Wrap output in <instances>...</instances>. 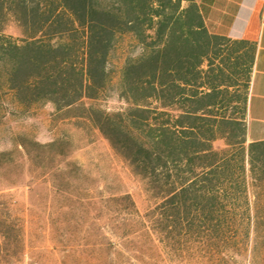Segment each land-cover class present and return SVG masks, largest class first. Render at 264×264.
Listing matches in <instances>:
<instances>
[{
  "label": "trees",
  "instance_id": "1",
  "mask_svg": "<svg viewBox=\"0 0 264 264\" xmlns=\"http://www.w3.org/2000/svg\"><path fill=\"white\" fill-rule=\"evenodd\" d=\"M11 24L20 36L7 33ZM234 54L209 34L195 0H0V125L48 104L78 106V119L161 197L155 224L167 248L182 251L196 241L180 239L197 232L221 238L237 224L259 230L264 210L250 213L249 190L251 182L264 197V141L247 142V98L230 91L240 74ZM113 95L127 107L85 105ZM22 241L0 196V264L19 261ZM204 242L228 252L233 241Z\"/></svg>",
  "mask_w": 264,
  "mask_h": 264
},
{
  "label": "rangeland",
  "instance_id": "2",
  "mask_svg": "<svg viewBox=\"0 0 264 264\" xmlns=\"http://www.w3.org/2000/svg\"><path fill=\"white\" fill-rule=\"evenodd\" d=\"M7 33L21 34L15 24ZM85 105L107 112L127 107L116 95ZM82 113L78 106L58 112L48 104L9 114L0 125V153H8L0 196L23 226L20 258L13 264H264V227L248 224L225 229L221 238L205 232L181 238L196 242L180 252L165 247L161 241L170 240L155 224L161 197L98 129L78 119ZM56 142L62 146L35 145ZM214 147L225 149V141ZM254 192L261 193L250 182L252 215L264 210V197L256 199ZM204 241L233 242L226 252L210 250Z\"/></svg>",
  "mask_w": 264,
  "mask_h": 264
},
{
  "label": "crops",
  "instance_id": "3",
  "mask_svg": "<svg viewBox=\"0 0 264 264\" xmlns=\"http://www.w3.org/2000/svg\"><path fill=\"white\" fill-rule=\"evenodd\" d=\"M195 2L209 34L226 38L234 50L231 63L240 58V74L233 76L230 91L247 98V142L264 141V0ZM247 54L249 59H242Z\"/></svg>",
  "mask_w": 264,
  "mask_h": 264
}]
</instances>
